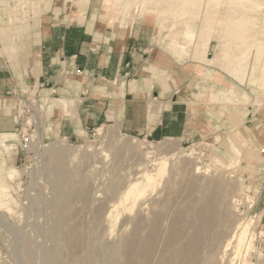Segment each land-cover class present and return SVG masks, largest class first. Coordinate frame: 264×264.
<instances>
[{"label": "rangeland", "instance_id": "1", "mask_svg": "<svg viewBox=\"0 0 264 264\" xmlns=\"http://www.w3.org/2000/svg\"><path fill=\"white\" fill-rule=\"evenodd\" d=\"M173 1L159 18L144 10L147 0L127 11V0H0V67L16 81L5 93L16 100L15 126L0 131V264H228L232 257V264H264V143L256 148L244 128L264 124V57L256 56L264 0ZM234 5L241 13H232ZM90 18L164 55L159 68L176 71L186 96L193 94L186 101L199 133L156 139L115 122L75 127L78 95L87 94L73 81L77 71L55 86L20 78L40 28ZM207 32L208 42L196 40ZM146 104L152 111L151 95ZM161 157L166 170L156 184L131 210L120 204ZM244 221L252 244L236 257L232 239Z\"/></svg>", "mask_w": 264, "mask_h": 264}, {"label": "crops", "instance_id": "2", "mask_svg": "<svg viewBox=\"0 0 264 264\" xmlns=\"http://www.w3.org/2000/svg\"><path fill=\"white\" fill-rule=\"evenodd\" d=\"M52 17L44 19L49 24ZM50 25L31 36L27 65L19 76L30 83L55 86L62 82L64 74L77 71L73 81L87 94L82 91L78 95L75 127L83 129L115 122L127 133H147L156 139H183L199 133L200 128L190 120L192 109L188 103L193 94L186 96L187 84L179 81L181 77L176 71L168 76L159 68L167 61L157 48L136 43L131 31L102 27L95 18L52 28ZM103 81L116 87L111 88ZM15 82L13 74L0 67V131L15 126L12 107L16 100L5 95ZM148 95L153 98L152 111L146 104ZM251 126L244 128L255 147L262 148L264 124Z\"/></svg>", "mask_w": 264, "mask_h": 264}, {"label": "bare ground", "instance_id": "3", "mask_svg": "<svg viewBox=\"0 0 264 264\" xmlns=\"http://www.w3.org/2000/svg\"><path fill=\"white\" fill-rule=\"evenodd\" d=\"M117 1H122V0H117ZM138 1H146V0H127V3H123V4H121V6H122V8L125 10V11H127L128 9H129V7H130V5H133V3L134 2H138ZM170 0H168V3H166V2H163V0H147V4L144 6V10H147L148 9V12H153V13H156V15H157V17H159V18H162V15H163V12L165 11V10H167V5L168 4H170V2H169ZM241 1H243V2H245V1H250V0H241ZM176 2V4L178 5V4H180V5H182L184 2H185V0H174L173 1V3H175ZM193 2V1H192ZM193 4V3H192ZM169 6H171V5H169ZM239 11H241V9L240 8H238V7H236L235 5H234V7L232 8V13H241V12H239ZM171 14V13H170ZM210 31V30H209ZM209 34H210V32H207L205 35H203V34H199L198 36H196V40L199 42V41H202V38H206V41L205 42H208V39H209ZM187 35H189V33L187 32V33H185L184 34V36H187ZM201 35H203V36H201ZM259 37H260V39H259V41H257V44H256V56H257V61H259V58H261V57H264V28H260L259 29ZM206 45H207V43H206ZM205 45V46H206ZM260 69H261V71H262V73L264 74V62L262 63V65H261V67H260ZM98 130H100V127H98L97 128ZM0 135H3V133H0ZM240 135V134H239ZM238 152H239V150H238V148L237 147H235V146H232V154H238ZM156 159V158H155ZM156 167L153 169V170H147V169H144L143 171H142V173L140 174L141 176L139 177V179L140 180H135V181H133L132 183H130L129 185H128V187L126 188V190H125V192L123 193V195H122V197H121V202H119L120 204L122 203L123 205L124 204H126L127 203V205H129V206H127L128 208H130V210L136 205V203H137V201H138V199H140L143 195H144V193L146 192V190L149 188V187H153L155 184H156V182L159 180V178H161V176L164 174V171L166 170V157H161V158H158V159H156ZM14 171H16V170H12L11 172H9V176L11 177L12 175H13V173H14ZM0 190L2 191V190H4V188L3 187H0ZM3 195H6V194H3ZM113 205H115V204H113ZM122 205V206H123ZM160 205V204H159ZM126 207V208H127ZM125 208V207H124ZM161 208H162V206H161ZM160 209V208H159ZM158 209V210H159ZM163 209V208H162ZM154 210H156V209H154ZM158 210H156V211H158ZM161 210V209H160ZM162 211V210H161ZM160 211V213H162ZM111 214V213H110ZM110 214L108 215V216H110ZM155 214H156V212H155ZM197 214H199V213H197ZM201 214H203V213H201ZM116 215V214H115ZM158 215V214H157ZM160 215V214H159ZM111 216H114V215H112L111 214ZM110 216V217H111ZM115 217V216H114ZM117 217V216H116ZM157 217V216H156ZM156 217L154 216V218L153 217H151V219H153V221H152V224H153V227H155L157 224V222H156ZM198 217V216H197ZM202 218V217H201ZM201 218H199V220H201ZM150 219V220H151ZM203 219V218H202ZM143 221V220H142ZM138 222V221H137ZM145 223V222H144ZM138 224V223H137ZM137 224H136V227H137ZM150 224V223H149ZM140 225V224H139ZM138 225V226H139ZM152 228V227H151ZM237 230H236V233H234V236H233V239H232V242H233V245H232V247H233V251H232V253L234 252V254H235V256L237 257L238 255H240V254H242V252H246V251H248L250 248H251V241H250V237H249V235H250V230H251V224L249 223V222H238V224H237ZM137 229V228H136ZM154 229V228H153ZM157 229V228H156ZM156 229H154V230H156ZM71 230V229H70ZM139 232V231H138ZM156 232V231H155ZM155 232H153L154 234H155ZM68 233H69V231H68ZM173 233H175V232H173ZM132 234V233H131ZM194 234H197V233H194ZM177 235V234H176ZM76 234L75 233H73L72 234V237H71V240H70V243H69V245L71 244V246H74L75 245V243H76ZM172 236H173V234H172ZM175 236V235H174ZM176 237V236H175ZM187 237V236H186ZM188 237H189V239H190V236L188 235ZM197 237H199V236H197ZM196 237V238H197ZM195 238V239H196ZM152 239V238H151ZM151 239H148V240H145V241H147V242H144V243H148V244H146V246H144L143 247V249H145L146 248V251H148L149 250V248H150V246H152V244L154 243V240H153V243H151V242H149V241H151ZM168 239H170L169 238V235H168ZM176 239H177V237H176ZM199 239V238H198ZM140 240V239H139ZM173 241H174V239H172ZM170 241V240H169ZM193 241V240H192ZM230 241V240H229ZM126 243L125 244H127V247L129 248V249H132V251H130V252H135V246H136V236H134V235H129L128 236V238H127V240L125 241ZM139 242V241H138ZM195 242H196V240H195ZM227 242H228V240H227ZM143 243V242H142ZM169 243V242H168ZM198 243V242H197ZM140 244V243H139ZM192 245H194V243L192 244ZM231 245V244H230ZM137 246H138V244H137ZM229 246V245H228ZM253 246V245H252ZM152 247H154V246H152ZM184 248H187V245L184 247ZM124 249H125V247H124ZM148 249V250H147ZM197 248H195V249H193L192 251H194V250H196ZM189 250V249H188ZM137 251V250H136ZM187 251V250H186ZM191 250L190 251H187V252H191V253H193ZM199 250L197 249V252H198ZM134 252H133V254H134ZM138 252V251H137ZM149 252V251H148ZM51 253V252H50ZM139 253V252H138ZM186 253V252H185ZM56 254V253H55ZM54 254V255H55ZM178 254V253H177ZM225 254V253H224ZM223 254V255H224ZM130 255H131V253H130ZM129 255V256H130ZM147 255V254H146ZM188 255V254H187ZM193 255H194V253H193ZM127 257H128V253H127V255H126ZM133 256H135V255H133ZM131 257V256H130ZM129 257V258H130ZM191 257V256H190ZM189 257V258H190ZM132 258V257H131ZM148 258V257H147ZM185 258V257H184ZM183 258V259H184ZM233 259H231L230 261H228V264H229V262H230V264H232V260L234 261V257H232ZM192 259V258H191ZM184 260H186V258L184 259ZM188 262V261H187ZM236 263V262H235ZM179 264V263H178Z\"/></svg>", "mask_w": 264, "mask_h": 264}]
</instances>
